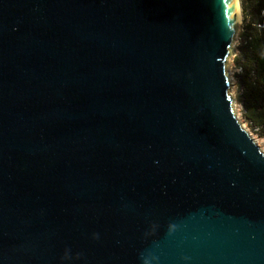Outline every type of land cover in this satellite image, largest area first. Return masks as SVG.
Wrapping results in <instances>:
<instances>
[{"label":"water","instance_id":"1","mask_svg":"<svg viewBox=\"0 0 264 264\" xmlns=\"http://www.w3.org/2000/svg\"><path fill=\"white\" fill-rule=\"evenodd\" d=\"M239 0H0V264H264V152L226 62Z\"/></svg>","mask_w":264,"mask_h":264},{"label":"trees","instance_id":"2","mask_svg":"<svg viewBox=\"0 0 264 264\" xmlns=\"http://www.w3.org/2000/svg\"><path fill=\"white\" fill-rule=\"evenodd\" d=\"M242 16L234 63L245 120L264 137V0H239Z\"/></svg>","mask_w":264,"mask_h":264},{"label":"rangeland","instance_id":"3","mask_svg":"<svg viewBox=\"0 0 264 264\" xmlns=\"http://www.w3.org/2000/svg\"><path fill=\"white\" fill-rule=\"evenodd\" d=\"M241 22H242V16L240 17V21L237 25L236 33L234 36V41L232 43L233 47V55H231L226 62V73L229 77V82L230 85L229 87V94L232 97V106L235 111L236 118L238 119L239 122H242L241 125L244 127V129L248 132L250 137L255 141V143L259 146L260 150L264 152V137L258 134L257 129L253 128L243 117L242 115V107L239 103V89L237 85V78L236 74L240 72V69L235 65L233 59L234 56L237 53V44H238V38H239V32L241 30Z\"/></svg>","mask_w":264,"mask_h":264}]
</instances>
